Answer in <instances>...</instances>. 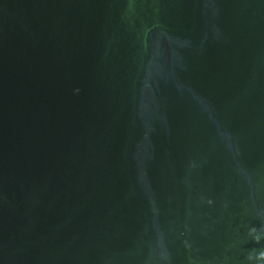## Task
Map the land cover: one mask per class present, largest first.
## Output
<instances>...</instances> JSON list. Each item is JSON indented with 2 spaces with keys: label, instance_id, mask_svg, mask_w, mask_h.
I'll return each instance as SVG.
<instances>
[{
  "label": "water",
  "instance_id": "water-1",
  "mask_svg": "<svg viewBox=\"0 0 264 264\" xmlns=\"http://www.w3.org/2000/svg\"><path fill=\"white\" fill-rule=\"evenodd\" d=\"M0 264H264V0H0Z\"/></svg>",
  "mask_w": 264,
  "mask_h": 264
}]
</instances>
